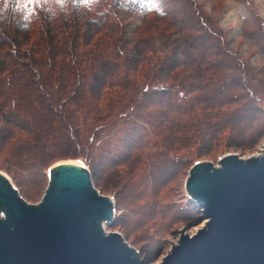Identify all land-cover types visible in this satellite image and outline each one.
<instances>
[{"label":"trees","instance_id":"obj_1","mask_svg":"<svg viewBox=\"0 0 264 264\" xmlns=\"http://www.w3.org/2000/svg\"><path fill=\"white\" fill-rule=\"evenodd\" d=\"M104 1L37 7L29 26L0 17V168L15 179L38 173V189L53 164L81 159L104 190L123 182L149 201L142 169L161 166V191L198 158L263 140L264 68L210 26L205 53L180 64L178 45L172 57L154 53L142 28L128 37Z\"/></svg>","mask_w":264,"mask_h":264},{"label":"water","instance_id":"obj_2","mask_svg":"<svg viewBox=\"0 0 264 264\" xmlns=\"http://www.w3.org/2000/svg\"><path fill=\"white\" fill-rule=\"evenodd\" d=\"M219 166L196 161L185 182L205 224L180 229L158 264H264V148L247 158L228 153ZM39 203L22 197L0 171V264H149L120 232L112 197L94 185L80 159L59 161Z\"/></svg>","mask_w":264,"mask_h":264},{"label":"rangeland","instance_id":"obj_3","mask_svg":"<svg viewBox=\"0 0 264 264\" xmlns=\"http://www.w3.org/2000/svg\"><path fill=\"white\" fill-rule=\"evenodd\" d=\"M107 1L102 6L107 5V10L114 12L113 18L126 24L127 36L133 39L131 31L140 26L141 32L147 37L144 38V46L154 47V53L161 49L165 55L172 57L174 52L171 51H175L178 45L174 58L180 64L195 62V58L198 59L200 54L205 53L206 47L211 44L207 33L210 26L220 30L221 38L241 57L256 68H264V0H164L163 14L149 11L146 15L143 12L152 7L150 2L136 9L135 0ZM198 11L201 12L200 17ZM158 25L159 29L166 30L165 34H153L154 26ZM263 148L264 138L252 149L226 148L198 159L209 160L219 166V158L225 154L233 153L247 158L262 153ZM84 164L86 165L85 162ZM159 168L161 166L142 169L145 179L142 192L152 196L149 201L135 199L132 189L123 182L121 185L109 182V179L104 181L105 184L102 181L104 190L103 185L93 178L95 187L102 194L112 197L115 203V219L106 226V231L120 232L149 264L162 261L173 244L179 241L180 229L190 225L186 228V233L194 234L205 224V220L199 218L201 210L186 191L185 182L190 169L176 173L167 187L160 191L161 186L157 185L156 180L159 179ZM0 171L6 173L17 188L20 184L23 185L30 197L20 194L29 203L40 202L48 184H42L36 189L38 173L19 171L15 179L4 169L0 168ZM48 171L45 172L47 177ZM171 172L172 168L168 174ZM158 192L162 194L157 200L155 195Z\"/></svg>","mask_w":264,"mask_h":264},{"label":"clouds","instance_id":"obj_4","mask_svg":"<svg viewBox=\"0 0 264 264\" xmlns=\"http://www.w3.org/2000/svg\"><path fill=\"white\" fill-rule=\"evenodd\" d=\"M94 2L95 0H0V17L14 19L21 26H29L37 7H46L50 12H55L57 9H65L69 4L91 8ZM148 2L149 0H135V8L139 9L142 4L148 5ZM151 4L155 6L146 8L143 15L149 11L163 14L164 0H151Z\"/></svg>","mask_w":264,"mask_h":264},{"label":"bare ground","instance_id":"obj_5","mask_svg":"<svg viewBox=\"0 0 264 264\" xmlns=\"http://www.w3.org/2000/svg\"><path fill=\"white\" fill-rule=\"evenodd\" d=\"M258 155V154H257ZM66 160V159H65ZM65 160H61V161H65ZM68 161V160H67ZM69 161H71V159H69ZM59 162V161H58Z\"/></svg>","mask_w":264,"mask_h":264},{"label":"snow or ice","instance_id":"obj_6","mask_svg":"<svg viewBox=\"0 0 264 264\" xmlns=\"http://www.w3.org/2000/svg\"><path fill=\"white\" fill-rule=\"evenodd\" d=\"M149 2L151 3V0H149ZM152 6H155V5H152Z\"/></svg>","mask_w":264,"mask_h":264}]
</instances>
